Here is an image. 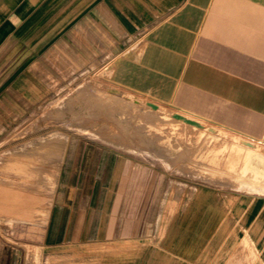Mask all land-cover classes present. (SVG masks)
<instances>
[{
  "label": "crops",
  "instance_id": "obj_1",
  "mask_svg": "<svg viewBox=\"0 0 264 264\" xmlns=\"http://www.w3.org/2000/svg\"><path fill=\"white\" fill-rule=\"evenodd\" d=\"M90 63L122 88L264 140V0H0V115L25 113L47 82ZM98 183L63 185L68 197L55 188L42 220L40 192L0 181V227L13 231L0 234V264H264L263 196L212 191L140 234L118 228L116 198L88 201L104 194Z\"/></svg>",
  "mask_w": 264,
  "mask_h": 264
},
{
  "label": "rangeland",
  "instance_id": "obj_2",
  "mask_svg": "<svg viewBox=\"0 0 264 264\" xmlns=\"http://www.w3.org/2000/svg\"><path fill=\"white\" fill-rule=\"evenodd\" d=\"M64 77L47 82L25 113L0 115V181L40 192L42 220L45 199L55 188L58 197H68L61 193L63 185L95 191L97 181L104 194L88 201L112 207L116 198L118 228L140 234L150 228L147 219L162 212L176 217L180 203L208 202L212 191L222 201L226 192L234 199L264 197L263 131L245 136L188 115L182 107L114 84L109 71L96 64L74 66ZM178 112L195 119V125L176 118ZM67 148L71 169L64 178ZM9 229L0 227V234L13 233ZM24 232L32 233V227Z\"/></svg>",
  "mask_w": 264,
  "mask_h": 264
},
{
  "label": "bare ground",
  "instance_id": "obj_3",
  "mask_svg": "<svg viewBox=\"0 0 264 264\" xmlns=\"http://www.w3.org/2000/svg\"><path fill=\"white\" fill-rule=\"evenodd\" d=\"M177 109V108H176ZM179 110H181V109H179ZM183 112H185V113H188V115L189 114H191V115H195V114H192V113H189L188 111H183ZM183 112H181V113H177L178 115H180V119H184V121H186V122H191L192 124H194V123H196V121H195V119H193V118H191V117H189V116H186ZM196 116H199V115H196ZM199 117H201V116H199ZM177 118V117H176ZM203 117H201V119H202ZM179 119V120H180ZM203 119H205V118H203ZM200 120V119H199ZM207 120V119H206ZM183 121V120H182ZM201 122V121H200ZM195 125V124H194ZM198 125V124H197ZM201 125V124H200ZM209 128V127H208ZM239 138V137H238ZM237 139V138H236ZM244 141V140H243ZM238 142H240V141H238ZM241 143V142H240ZM248 143H250L251 144V142H248ZM244 145V144H243ZM249 146V145H248ZM252 146V145H251ZM254 147V146H253ZM252 147V148H253ZM256 147V146H255ZM247 149H249V148H247Z\"/></svg>",
  "mask_w": 264,
  "mask_h": 264
},
{
  "label": "water",
  "instance_id": "obj_4",
  "mask_svg": "<svg viewBox=\"0 0 264 264\" xmlns=\"http://www.w3.org/2000/svg\"><path fill=\"white\" fill-rule=\"evenodd\" d=\"M174 116L177 117V118H180V115H178V114H175Z\"/></svg>",
  "mask_w": 264,
  "mask_h": 264
}]
</instances>
